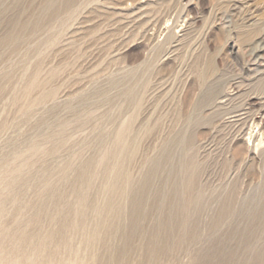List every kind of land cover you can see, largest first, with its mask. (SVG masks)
I'll use <instances>...</instances> for the list:
<instances>
[{"label":"rangeland","instance_id":"rangeland-1","mask_svg":"<svg viewBox=\"0 0 264 264\" xmlns=\"http://www.w3.org/2000/svg\"><path fill=\"white\" fill-rule=\"evenodd\" d=\"M263 115L264 0H0V264H264Z\"/></svg>","mask_w":264,"mask_h":264},{"label":"bare ground","instance_id":"bare-ground-1","mask_svg":"<svg viewBox=\"0 0 264 264\" xmlns=\"http://www.w3.org/2000/svg\"><path fill=\"white\" fill-rule=\"evenodd\" d=\"M255 123H257V124L264 123V115H263L262 117L256 119V120H255ZM250 127H251V126H250ZM258 138H260V137H258ZM258 142H259V141H258Z\"/></svg>","mask_w":264,"mask_h":264}]
</instances>
